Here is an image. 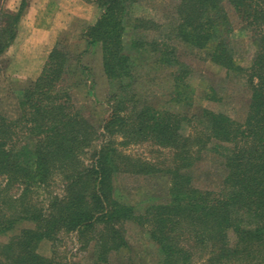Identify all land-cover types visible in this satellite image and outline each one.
<instances>
[{"label":"trees","instance_id":"trees-1","mask_svg":"<svg viewBox=\"0 0 264 264\" xmlns=\"http://www.w3.org/2000/svg\"><path fill=\"white\" fill-rule=\"evenodd\" d=\"M141 1L95 0L103 11L83 34L90 48L100 45L103 72L116 86L114 93L110 92V113L104 129L107 134L121 130L126 140L137 138L141 133L140 141H157L159 137L170 142L168 135L170 139L177 138L179 144L185 142V145L179 147L175 159L184 161L207 148V143H203V147L196 144L198 135L204 131L182 140L178 133L179 116H165L167 112L162 114L147 104L129 108V102H135L134 96H137L134 92L127 93V88L133 84L136 63L123 49L124 37L128 39V50L146 52L152 66L153 63L183 64L170 50L172 47L166 49L169 42L161 41L160 48H155L158 39L135 37L137 31L147 32L154 24L147 18L132 16L131 8ZM226 1L244 21L243 29L251 34L259 50L256 65L260 73L255 83L251 79L253 93L242 122L224 113L206 111L204 115L211 116L205 120V125L211 127L206 136L211 144L209 150L220 153L227 167L222 196L213 195L216 193L213 190L182 184L176 190L186 198L177 208L191 212L189 218L194 221L191 224L194 233L189 241L193 245L206 242L212 248L203 264H264V0H179L175 3V17L168 22L169 26H162L171 42L200 49L213 62L233 68L234 53L229 39L232 27L223 9ZM10 24L0 26V54L14 38V25ZM80 53L77 67L86 69ZM70 55L61 42L54 47L40 74L18 91L19 115L8 119L0 114V233L14 231L15 226L24 221L34 222V226L24 227L0 245V264H63L53 256L38 252L39 242L55 239L60 231L85 232L88 229L98 231L93 237L102 247L97 256L100 262L107 261L109 252L126 245L121 231L123 224L137 219L143 222L148 214L151 217L145 223L150 226V239L157 243L159 262L197 264L192 256L193 247L191 251L169 237L164 227L169 218L162 214L160 206L151 205L137 211L135 205L115 193L113 178L116 174L147 172L151 166L149 161L131 160L130 155L118 151L114 141L108 138L94 150V161L90 165L82 166L79 161L81 170L76 169V156L82 142L89 139L91 142L96 132L80 111H71L70 87L64 85L65 74L72 71L71 65H67ZM255 72L252 68V73ZM125 76L127 80L122 79ZM176 78L178 89L184 84L180 82V74ZM214 139L222 143H212ZM190 145L198 148L191 149ZM65 171L63 191L54 195L43 210L30 201L35 187L51 182L56 173ZM13 187L21 191L19 197L9 194ZM246 213L254 223L240 227Z\"/></svg>","mask_w":264,"mask_h":264},{"label":"rangeland","instance_id":"rangeland-1","mask_svg":"<svg viewBox=\"0 0 264 264\" xmlns=\"http://www.w3.org/2000/svg\"><path fill=\"white\" fill-rule=\"evenodd\" d=\"M177 1L179 0H142L131 8L133 17L147 18L154 23L147 32L137 31L134 34L135 37L138 40L158 39V45L155 48H160L161 41L169 42L168 44L173 46L166 45V49L175 47L170 50L177 54L178 60L183 64L166 66L153 63L152 66L147 61L146 52L134 48L128 50V39L124 37L123 47L125 48L123 49L126 50V55L130 59L135 58L136 63L133 67V84L127 88V93H137V96H134L135 102H129V108L133 105H137L138 108L147 104L160 110L162 114L167 112L165 116H179L180 132L178 133L182 140L198 131H204L198 135V138L196 137L199 139L196 144L198 147H203V143L205 145L207 143L205 146L207 148L200 153L197 152L195 157L192 155L189 159L176 162L175 157L179 147H184L182 145H185V142L179 144L177 138L170 139L169 135L167 137L170 142L166 140L164 142L159 137L157 141H140L142 133L137 138L126 140L121 130L107 134L104 124L110 113L109 96L110 92L114 93L116 86L110 83L103 72L100 45L91 47L85 52L81 51L83 52L80 53L81 61L86 68L81 69L76 63L79 55L75 48L77 41L71 37L68 38V42L62 43L64 49L71 54L67 65L70 64V70L72 69L63 76L64 85L70 87L71 111H80L96 132H93L91 142H89L90 139L88 142L86 140L82 142V147L76 156L78 160L76 169L81 170L79 161L82 162V166L90 165L94 161V150L108 138L114 141V147L118 151L130 155L131 160L140 158L149 161L151 166L147 168L149 169L147 172L126 171L116 174L113 178L115 193L124 201L135 205L137 211H144L151 205L160 206L162 214L169 218L167 225L164 226L169 237L174 243L183 245L191 251L190 247H193L195 252H192V256L195 263L203 264L212 253V248L206 242L193 245L189 241L194 233L191 228L194 221L189 218L191 212L177 208L180 202L184 203L186 195L178 194L176 187L183 184L201 190H213L216 192H213V195L222 196L221 189L226 180L227 167L222 163L223 156L220 153H216L214 149L209 150L211 144L207 142L206 136L211 127L205 125L207 124L205 120L211 116L204 115L206 111L224 113L242 122L253 93L251 79L255 83L258 80L256 75L260 73L256 65L259 50H256L251 34L243 29L244 21L237 16L228 1L224 2L223 9L232 27L229 39L234 53L233 68L213 62L200 49L175 41L171 42L163 26H167L168 22L175 17ZM156 24H161V27L157 28ZM131 32H124V34L128 35ZM252 68H255V73H252ZM21 74L20 71L16 72L8 65L6 57L0 58V114L8 119H15L19 115L17 94L20 88L29 80L36 78L34 76L23 78ZM179 74L180 82L184 85L177 89L176 77ZM122 79L127 80L128 77L125 76ZM213 142L222 143L216 139L212 140ZM190 147L194 148L192 145ZM67 171L62 174L56 173L51 178V182L49 180L47 183L43 182V186L35 187L36 192L30 201H34V204L43 210L54 195L63 191L62 182ZM177 175L181 176L177 177ZM7 192L8 190L3 194ZM20 192L17 187L9 190L13 198L19 197ZM145 217L143 222L137 219L138 222L131 220L123 224L121 231L126 245L109 252L108 259L104 262H100L97 256L101 253L102 247L97 245L93 238L98 233L94 229H88L85 232L60 231L55 239L40 241L37 251L46 256H53L63 264H161L157 243L150 239L149 224L145 223L151 215L148 214ZM242 217L243 224L240 227L254 223L247 213ZM32 226L34 222L24 221L18 223L14 231L0 233V245L24 227ZM228 233L232 238V232ZM198 239L203 240L201 237ZM0 249H2L1 246Z\"/></svg>","mask_w":264,"mask_h":264},{"label":"crops","instance_id":"crops-1","mask_svg":"<svg viewBox=\"0 0 264 264\" xmlns=\"http://www.w3.org/2000/svg\"><path fill=\"white\" fill-rule=\"evenodd\" d=\"M102 11L95 0H0V26L14 25L0 58L23 78L37 77L60 42L73 37L76 51L90 49L83 34Z\"/></svg>","mask_w":264,"mask_h":264}]
</instances>
